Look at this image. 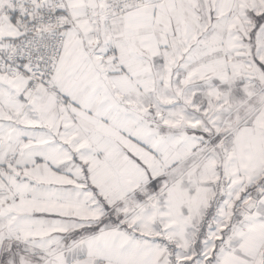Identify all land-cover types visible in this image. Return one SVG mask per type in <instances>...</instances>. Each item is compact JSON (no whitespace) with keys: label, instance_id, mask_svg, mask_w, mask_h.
<instances>
[{"label":"snow or ice","instance_id":"snow-or-ice-1","mask_svg":"<svg viewBox=\"0 0 264 264\" xmlns=\"http://www.w3.org/2000/svg\"><path fill=\"white\" fill-rule=\"evenodd\" d=\"M0 264H264V0H0Z\"/></svg>","mask_w":264,"mask_h":264}]
</instances>
